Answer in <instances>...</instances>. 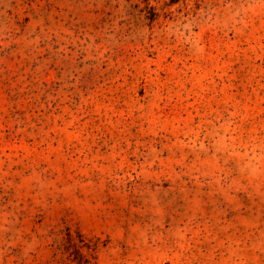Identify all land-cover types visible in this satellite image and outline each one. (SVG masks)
<instances>
[{
    "label": "rangeland",
    "instance_id": "1",
    "mask_svg": "<svg viewBox=\"0 0 264 264\" xmlns=\"http://www.w3.org/2000/svg\"><path fill=\"white\" fill-rule=\"evenodd\" d=\"M0 264H264V0H0Z\"/></svg>",
    "mask_w": 264,
    "mask_h": 264
}]
</instances>
